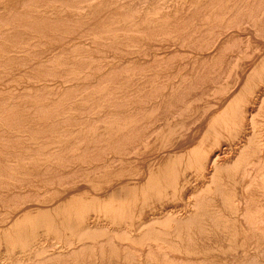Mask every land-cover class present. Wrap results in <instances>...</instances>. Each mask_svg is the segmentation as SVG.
Returning <instances> with one entry per match:
<instances>
[{
	"label": "rangeland",
	"instance_id": "obj_1",
	"mask_svg": "<svg viewBox=\"0 0 264 264\" xmlns=\"http://www.w3.org/2000/svg\"><path fill=\"white\" fill-rule=\"evenodd\" d=\"M0 1V222L40 206H61L70 201L71 195H102L97 199L98 210L119 209L121 202L135 198L126 197L122 191L125 183H130V176L124 173L132 172L134 167L139 173L135 180L143 186L137 195L142 200L140 219L152 217L154 210L163 207L181 210L176 215L181 223L161 216L142 225L134 235L138 238L132 240L123 236V227L116 231L115 223L102 216L106 229L73 232L68 238L50 229L45 233L50 240L44 251L48 261L41 263L31 258L15 264H91L89 257L101 260L110 258V254L116 258L126 256L130 264H212L188 257L183 260L173 250L180 247L189 255L212 248L196 244L206 238H215L225 247H236L233 245L237 240L232 238L238 233L233 227H224V234L234 236L217 238L222 229L217 226L219 221L244 227L243 234L252 243L244 246L251 262L247 258L242 263L241 256L233 254L228 258L235 259H228V264H264V0ZM81 14L84 17L80 18ZM120 18L130 21L123 20L126 26H121ZM242 68L239 76L237 71ZM95 79L99 82L94 83ZM85 107L87 110L82 112ZM243 124L248 126L244 131ZM211 155L216 156L209 163L206 157ZM181 156L186 160L175 168L174 162ZM134 157L137 162H133ZM258 158L259 162L255 161ZM173 168L178 177H171L170 189L166 188L165 175L155 181L154 173ZM198 176L201 187L192 191L199 183ZM156 185L161 188L152 190ZM144 211L150 213L143 215ZM179 227L184 229L183 235L167 234ZM146 229L154 231L143 234ZM163 231L166 234L162 235ZM66 240L76 243V255L70 263L69 259L55 256ZM183 240L186 244L176 245ZM99 260L95 264L103 263ZM120 262L125 263L124 259Z\"/></svg>",
	"mask_w": 264,
	"mask_h": 264
},
{
	"label": "bare ground",
	"instance_id": "obj_2",
	"mask_svg": "<svg viewBox=\"0 0 264 264\" xmlns=\"http://www.w3.org/2000/svg\"><path fill=\"white\" fill-rule=\"evenodd\" d=\"M29 1V0H28ZM33 1V0H32ZM110 1V0H109ZM114 1V0H113ZM119 2H120V0H118ZM2 2H4L3 0H2ZM20 2V1H19ZM58 2H59V0H58ZM64 2H66V1H64ZM63 2V3H64ZM117 2V1H116ZM185 2V1H184ZM54 3V2H53ZM70 3V2H69ZM69 3H67V4H69ZM96 3V2H95ZM112 3V2H111ZM0 4H2L1 3V1H0ZM25 4V3H24ZM41 4V3H40ZM50 4H52V2L50 3ZM58 4V3H57ZM60 4V3H59ZM66 4V3H65ZM66 4V5H67ZM71 4V3H70ZM75 4V3H74ZM73 4V5H74ZM97 4V3H96ZM98 4H99V2H98ZM114 4H116V3H114ZM35 4H33V6H34ZM79 5V4H78ZM100 5V4H99ZM1 6V5H0ZM23 6V4L21 5V7ZM65 6V5H64ZM97 6V5H96ZM107 6V5H106ZM116 6V5H115ZM121 6V5H120ZM123 6H125L124 5V3H123ZM15 7V6H14ZM27 7V6H26ZM37 7H39V6H37ZM57 7V6H56ZM59 7V6H58ZM61 7V6H60ZM68 7V6H67ZM77 7V6H76ZM81 7V6H80ZM98 7V6H97ZM111 7V6H110ZM112 7H113V4H112ZM63 8V7H62ZM83 8V7H82ZM108 8V7H107ZM122 8H124V7H122ZM121 7H120V9H122ZM127 8V7H126ZM4 9H6V8H4ZM36 9V8H35ZM74 9H76L75 7H74ZM104 9L106 10V8L104 7ZM27 10V9H26ZM61 10V9H60ZM68 10V9H67ZM78 10V9H77ZM105 10H102V11H104L105 12ZM112 10V9H111ZM116 10V9H115ZM118 10H119V7H118ZM127 11H128V9H126ZM125 10V12H127ZM8 11V10H7ZM14 11V10H13ZM13 11L11 12V13H13ZM16 11V10H15ZM14 11V12H15ZM19 11H20V8H19ZM54 11V10H53ZM59 11V10H58ZM64 11V10H63ZM66 11V10H65ZM73 11V10H72ZM81 11H82V9H81ZM92 11V10H91ZM96 11V10H95ZM107 11V10H106ZM121 11V10H120ZM17 12V11H16ZM21 12V11H20ZM26 12V11H25ZM82 12H84V11H82ZM99 12H101V11H99ZM109 12H112V11H109ZM181 12V11H180ZM1 13H2V11H1ZM55 13V12H54ZM58 13V12H57ZM61 13V12H60ZM70 13V12H69ZM76 13V12H75ZM81 13V12H80ZM80 13H78V14H80ZM9 14V13H8ZM29 14V13H28ZM41 14V13H40ZM47 14V13H46ZM45 14V15H46ZM49 14V13H48ZM53 14V13H52ZM84 14V13H83ZM83 14H81L82 16L80 17L79 15H78V17H80V18H82V17H84V15ZM90 14V13H89ZM110 14V13H109ZM121 14V13H120ZM184 14V13H183ZM2 15V14H1ZM14 15V14H13ZM44 15V16H45ZM54 15H56V14H54ZM68 15V14H67ZM111 15V14H110ZM127 17H128V14H125ZM131 15H132V13H131ZM64 16V15H63ZM71 16H74V15H71ZM75 16H77V15H75ZM101 16H103V14L101 15ZM116 16V15H115ZM118 16H120L119 14H118ZM117 16V17H118ZM134 16V15H133ZM133 16H132V20H133ZM168 16V15H167ZM35 17V16H34ZM95 17H97V16H95ZM124 17V16H123ZM129 17H130V15H129ZM163 17V16H162ZM161 17V18H162ZM166 17V16H165ZM175 17V16H174ZM14 18V17H13ZM47 18V17H46ZM54 18H56L55 16H54ZM93 18V17H92ZM103 18H104V16H103ZM110 18V17H109ZM114 18V17H113ZM125 18V17H124ZM167 18V17H166ZM169 18V17H168ZM7 19V18H6ZM75 19V18H74ZM78 19V18H77ZM106 19V18H105ZM119 18H117V20H118ZM121 19V18H120ZM130 19V18H129ZM32 20H34V19H32ZM40 20V19H39ZM80 20V19H79ZM87 20H88V18H87ZM96 20H97V18H96ZM104 20V19H103ZM108 20V19H107ZM113 20H116V18L115 19H113ZM122 20V19H121ZM121 20H119L118 21V24H120L119 22L121 21ZM123 20H125L126 22H127V20L126 19H123ZM123 20H122V22L121 23H123L121 26H123L124 25V23H126V22H123ZM146 20H148V19H146ZM166 20V19H165ZM246 20V19H245ZM19 21V20H18ZM72 21V20H71ZM130 20H128V22H129ZM151 21V20H150ZM150 21H147L148 23H150ZM154 21V20H153ZM163 21V20H162ZM41 22V21H40ZM56 22H57V20H56ZM63 22H65V21H62V23ZM81 22V21H80ZM92 22V21H91ZM108 22H110V21H108ZM107 22V25L109 24ZM127 22V23H128ZM152 22V21H151ZM165 22V21H164ZM5 23V22H4ZM16 23H18V22H16ZM21 23V22H20ZM87 23V22H86ZM94 23V22H93ZM147 23V24H148ZM1 24H3V23H1ZM51 24V23H50ZM59 24V23H58ZM72 24H74V23H72ZM92 24V23H91ZM96 24H98V23H96ZM99 24H101V23H99ZM105 24V23H104ZM131 24V23H130ZM7 25V24H6ZM13 25V24H12ZM47 25H48V23H47ZM46 25V26H47ZM52 25V24H51ZM110 25V24H109ZM117 25V24H116ZM129 25V24H128ZM127 25V26H128ZM34 26V25H33ZM39 26H41V25H39ZM55 26H56V24H55ZM61 26V25H60ZM115 26V25H114ZM124 26H126V25H124ZM2 27V26H1ZM0 27V28H1ZM17 27H19V26H17ZM31 27V26H30ZM110 27V26H109ZM113 27V26H112ZM116 27V26H115ZM120 27V26H119ZM45 28V27H44ZM53 28V27H52ZM57 28V27H56ZM70 28V27H69ZM108 28V27H107ZM122 28V27H121ZM141 29H142V27H140ZM139 28V29H140ZM9 29V28H8ZM38 29V28H37ZM101 29V28H100ZM137 30H138V28H136ZM11 30V29H10ZM28 30V29H27ZM46 30V29H45ZM48 30V29H47ZM84 30V29H83ZM106 30V29H105ZM134 29H132V31H133ZM31 31V30H30ZM54 31V30H53ZM61 31V30H60ZM80 31V30H79ZM97 31V30H96ZM122 31V30H121ZM124 31V30H123ZM128 32H129V30H127ZM136 31V30H135ZM135 31H134V34H135ZM140 31V30H139ZM236 31V30H235ZM24 32V31H23ZM88 32V31H87ZM116 32V31H115ZM131 32V31H130ZM136 32H138V31H136ZM226 33V32H225ZM23 34V33H22ZM49 34V33H48ZM79 34V33H78ZM90 34H91V32H90ZM121 34V33H120ZM138 33H136V36H138V38L140 37L139 35H137ZM66 35V34H65ZM89 35V34H88ZM94 35V34H93ZM105 35V34H104ZM128 35V33L127 34H125V36H127ZM131 35V34H130ZM224 35V34H223ZM11 36V35H10ZM39 36V35H38ZM59 36V35H58ZM62 36V35H61ZM92 36V35H91ZM100 36V35H99ZM117 36H118V34H117ZM124 36V35H123ZM124 36V37H125ZM132 36V35H131ZM130 36V38H132ZM27 37V36H26ZM53 37V36H52ZM82 37V36H81ZM105 37H106V35H105ZM113 37V39H114V36H112ZM119 37V36H118ZM120 37H121V35H120ZM128 37V36H127ZM20 38V37H19ZM69 38V37H68ZM93 39H95V37H92ZM97 39H99V37H96ZM123 38V37H122ZM133 38H134V36H133ZM34 39V38H33ZM44 39V38H43ZM52 39V38H51ZM92 39V40H93ZM128 39V38H127ZM62 40V39H61ZM60 40V41H61ZM103 40V39H102ZM50 41V40H49ZM59 41V40H58ZM67 41V40H66ZM80 41H82V40H80ZM115 41V40H114ZM10 42V41H9ZM16 42V41H15ZM46 42V41H45ZM76 42H78V41H76ZM128 42V41H127ZM31 43V42H30ZM62 43V42H61ZM67 43H69V41L67 42ZM70 43H72V42H70ZM96 43V42H95ZM112 43H113V41H112ZM116 43V42H115ZM59 44V43H58ZM58 44H56L57 46H58ZM88 44V43H87ZM101 45L100 46H102V43H100ZM122 44V43H121ZM6 45V44H5ZM43 45V44H42ZM52 45H54V42H53V44ZM60 45V44H59ZM63 45H64V42H63V44H62V46L61 47H63ZM68 45H70V44H68ZM77 45V44H76ZM120 44H118V46H119ZM130 45H132V44H130ZM263 45L264 44H262V47H263ZM15 46V45H14ZM23 46V45H22ZM44 46H46V45H44ZM66 46V45H65ZM83 46V45H82ZM117 46V47H118ZM121 46V45H120ZM125 46V45H124ZM13 47V46H12ZM24 47V46H23ZM59 47V46H58ZM68 47V46H67ZM98 47V46H97ZM102 47H105V46H102ZM36 48V47H35ZM52 48V47H51ZM60 48V47H59ZM118 48H120V47H118ZM123 48V47H122ZM25 49V48H24ZM39 49V48H38ZM49 49V48H48ZM54 49V48H53ZM66 49H69V48H66ZM87 49L89 50V47H87ZM130 49V48H129ZM263 49H264V47H263ZM51 50V49H50ZM56 50V49H55ZM65 50V49H64ZM63 50V51H64ZM106 50V49H105ZM126 50V49H125ZM160 50V49H159ZM185 50V49H184ZM215 50V49H214ZM40 51V50H39ZM62 51V52H63ZM93 51V50H92ZM109 51V50H108ZM116 51V50H115ZM121 51V50H120ZM127 51V50H126ZM134 51V50H133ZM143 51V50H142ZM260 51H261V49H260ZM34 52V51H33ZM85 52V51H84ZM100 52V51H99ZM113 52V51H112ZM117 52V51H116ZM188 52V51H187ZM23 53V52H22ZM52 53V52H51ZM50 53V54H51ZM60 53V52H59ZM65 53V52H64ZM73 53H74V51H73ZM86 53V52H85ZM92 53V52H91ZM108 53V52H107ZM111 52H109V54H110ZM134 53V52H133ZM8 54V53H7ZM17 54V53H16ZM29 54V53H28ZM36 54V53H35ZM63 54V53H62ZM89 54L90 53H88V56H87V58L89 57ZM109 54H108V56H109ZM130 54H131V51H130ZM145 54H147V53H145ZM153 54V53H152ZM151 54V55H152ZM195 54V53H194ZM198 54H199V52H198ZM197 54V55H198ZM104 55V54H103ZM127 55V54H126ZM131 55H133V54H131ZM155 55V54H154ZM153 55V56H154ZM197 55H195V56H197ZM55 56V55H54ZM125 56V55H124ZM127 56H130V55H127ZM134 56V55H133ZM148 56V55H147ZM150 56V55H149ZM43 57V56H42ZM60 57H62V56H60ZM73 57V56H72ZM117 57H118V55H117ZM144 57V56H143ZM158 57H159V55H158ZM158 57H156V59L158 58ZM203 57V56H202ZM45 58V57H44ZM90 58V57H89ZM104 58V57H103ZM110 59H111V57H109ZM113 58H116V56L114 57V55H113ZM120 58H122V57H120ZM135 58V57H134ZM134 58H132V61H133V59ZM151 58V57H150ZM188 58V57H187ZM190 58V57H189ZM200 58V57H199ZM54 59H55V57H54ZM101 59V58H100ZM117 59V58H116ZM137 59V58H136ZM144 59V58H143ZM142 59V60H143ZM145 59H147V58H145ZM198 59V58H197ZM196 59V60H197ZM255 59V58H254ZM253 59V60H254ZM52 60H53V58H52ZM72 60V59H71ZM90 60V59H89ZM105 60V59H104ZM113 60V59H112ZM111 60V61H112ZM115 60V59H114ZM142 60H140V61H142ZM151 60V59H150ZM154 60V59H153ZM152 60V61H153ZM62 61V60H61ZM86 61V60H85ZM91 61V60H90ZM116 61V60H115ZM119 61V60H118ZM117 61V62H118ZM149 61V60H148ZM147 61V62H148ZM177 61V60H176ZM252 61V60H251ZM65 62V61H64ZM84 62V61H83ZM88 62V61H87ZM131 62V61H130ZM135 62V61H134ZM156 62V61H155ZM188 62V61H187ZM195 62V61H194ZM240 62V61H239ZM92 63V62H91ZM106 63H107V65L109 64L107 61H106ZM105 63V64H106ZM115 63V62H114ZM124 63V62H123ZM126 63V62H125ZM150 63V62H149ZM177 63V62H176ZM190 63V62H189ZM48 64H49V62H48ZM88 64V63H87ZM94 64V63H93ZM122 64V63H121ZM133 64V63H132ZM131 64V65H132ZM91 65V64H90ZM115 65H116V63H115ZM115 65H111V67L112 66H115ZM150 65V64H149ZM246 65V64H245ZM30 66V65H29ZM102 66H104L103 64H102ZM120 66V65H119ZM152 66V65H151ZM180 66V65H179ZM205 66V65H204ZM243 66H244V63H243ZM88 67V66H87ZM107 67V66H106ZM110 67V66H109ZM108 67V68H109ZM121 67V66H120ZM157 67H158V65H157ZM175 67V66H174ZM174 67H173V69H174ZM177 67V66H176ZM175 67V68H176ZM245 67V66H244ZM26 68V67H25ZM24 68V69H25ZM32 68V67H31ZM73 68V67H72ZM89 68H92V67H89ZM97 68V67H96ZM103 68V67H102ZM101 68V69H102ZM98 69H100V68H98ZM246 69V68H245ZM18 70V69H17ZM33 70V69H32ZM41 70V69H40ZM91 70V69H90ZM94 71H95V69H93ZM108 70V69H107ZM121 70V69H120ZM243 70V68L242 69H239V71H237L238 72V75L240 76V74H241V72H243L242 71ZM73 71V70H72ZM89 71V70H88ZM142 71V70H141ZM173 71V70H172ZM172 71L171 72H169V73H172ZM28 72H30V71H28ZM44 72V71H43ZM99 72V71H98ZM106 72V71H105ZM149 72V71H148ZM37 73V72H36ZM95 73H97V71L95 72ZM103 73H104V71H103ZM141 73V72H140ZM154 73V72H153ZM245 73V72H244ZM5 74V73H4ZM30 74V73H29ZM67 73H65V75H66ZM92 74V73H91ZM90 74V75H91ZM94 74V73H93ZM105 74V73H104ZM108 74V73H107ZM122 74V73H121ZM155 74V73H154ZM44 75V74H43ZM86 75V74H85ZM55 76V75H54ZM95 76V75H94ZM98 76V75H97ZM97 76H95V77H97ZM105 76V75H104ZM110 76V75H109ZM242 76H244V75H242ZM35 77V76H34ZM37 77V76H36ZM35 77V78H36ZM58 77V76H57ZM89 77V76H88ZM93 77V76H92ZM91 77V78H92ZM108 77V76H107ZM116 77V76H115ZM149 77V76H148ZM245 77V76H244ZM47 78H48V76H47ZM50 78H53V77H50ZM62 78V77H61ZM90 78V77H89ZM120 78V77H119ZM122 78V77H121ZM26 79V78H25ZM40 79V78H39ZM43 79V78H42ZM82 79H84V78H82ZM93 79V78H92ZM102 79V78H101ZM12 80V79H11ZM37 80H38V78H37ZM53 80V79H52ZM75 80V79H74ZM86 80H88V79H85V81ZM118 80V79H117ZM149 80V79H148ZM172 80V79H171ZM175 80V79H174ZM2 81V80H1ZM59 81V80H58ZM82 81V80H81ZM93 81V80H92ZM102 81H103V79H102ZM150 81V80H149ZM177 81V80H176ZM13 82V81H12ZM38 82V81H37ZM46 82V81H45ZM53 82V81H52ZM66 82V81H65ZM71 81H69V83H70ZM97 81H96V79H95V82L94 83H96ZM99 82V81H98ZM97 82V83H98ZM109 82V81H108ZM169 82V81H168ZM178 82V81H177ZM235 82V81H234ZM11 83V82H10ZM27 83V82H26ZM55 83V82H54ZM59 83V82H58ZM83 83H84V81H83ZM92 82H90V84H91ZM110 83H112V82H110ZM115 83V82H114ZM176 83V82H175ZM23 84V83H22ZM21 84V85H22ZM44 84V83H43ZM56 84V83H55ZM55 84L53 85V86H55ZM60 84V83H59ZM67 85H68V83H66ZM70 84H72V82L70 83ZM73 84H75V83H73ZM79 84V83H78ZM82 83H80V85H81ZM87 84H88V82H87ZM169 84V83H168ZM173 84V83H172ZM238 84V83H237ZM29 85V84H28ZM27 85V86H28ZM32 85V84H31ZM31 85H30V87H31ZM57 85V84H56ZM77 85V84H76ZM92 85V84H91ZM112 85H114V84H112ZM165 85V84H164ZM174 85V84H173ZM6 86V85H5ZM13 86V85H12ZM16 86V85H15ZM24 86V85H23ZM22 86V87H23ZM37 86V85H36ZM38 86H40V85H38ZM51 86V85H50ZM64 86H65V84H64ZM78 86V85H77ZM82 86V85H81ZM97 86V85H96ZM48 87V86H47ZM75 87V86H74ZM89 87V86H88ZM110 87H112V86H110ZM1 88V87H0ZM10 88H12V87H10ZM19 88V87H18ZM26 88V87H25ZM35 88V87H34ZM43 88V87H42ZM61 88H62V86H61ZM64 88H66V87H64ZM64 88H62V89H64ZM94 88V87H93ZM96 88H98V87H96ZM100 88H102L101 86H100ZM103 88H105L104 86H103ZM107 88V87H106ZM172 88V87H171ZM20 89V88H19ZM30 89V88H29ZM51 89V88H50ZM53 89H54V87H53ZM67 89V88H66ZM71 89V88H70ZM4 90V89H3ZM6 90V89H5ZM10 90V89H9ZM8 90V91H9ZM32 90V89H31ZM45 90H47V88L45 89ZM76 90V89H75ZM85 90V89H84ZM94 90H96V89H94ZM98 90V89H97ZM104 90V89H103ZM164 90V89H163ZM167 90H169V88L167 89ZM176 90H178V89H176ZM7 91V92H8ZM21 91V90H20ZM53 91H55V90H53ZM52 91V92H53ZM57 91H58V89H57ZM63 91V90H62ZM66 91V90H65ZM73 91V90H72ZM72 91H71V93H72ZM21 92H23V91H21ZM47 92H48V90H47ZM50 92V91H49ZM64 92V91H63ZM89 92V91H88ZM96 92V91H95ZM0 93H1V91H0ZM27 93V92H26ZM38 93H40V92H38ZM37 93V94H38ZM61 93V92H60ZM87 93V92H86ZM108 93H109V91H108ZM117 93V92H116ZM1 94H3V93H1ZM55 94V93H54ZM58 94H59V92H58ZM62 94V93H61ZM66 94V93H65ZM77 94V93H76ZM168 94V93H167ZM5 95V94H4ZM26 95V94H25ZM38 95H40V94H38ZM49 95V94H48ZM64 95V94H63ZM81 95V94H80ZM85 95V94H84ZM125 95V94H124ZM157 95V94H156ZM57 96V95H56ZM56 96H55V98H56ZM60 96V95H59ZM103 96V95H102ZM105 96V95H104ZM115 96V95H114ZM113 96V97H114ZM39 97V96H38ZM77 97V96H76ZM81 97V96H80ZM31 98V97H30ZM48 98H49V96H48ZM54 98V99H55ZM64 98V97H63ZM83 98V97H82ZM151 98V97H150ZM57 99V98H56ZM99 99V98H98ZM152 100V99H151ZM154 100V99H153ZM257 100V99H256ZM23 101V100H22ZM43 101V100H42ZM58 101V100H57ZM79 101H80V99H79ZM87 101V100H86ZM93 101V100H92ZM98 101V100H97ZM96 101V102H97ZM259 101V100H258ZM6 102V101H5ZM9 102V101H8ZM70 102V101H69ZM76 102V101H75ZM81 102V101H80ZM87 102H89V101H87ZM95 102V103H96ZM135 102V101H134ZM133 102V103H134ZM141 102V101H140ZM47 103H49L48 101H47ZM68 103V102H67ZM72 103V102H71ZM255 103H257V102H255ZM75 104V103H74ZM88 104V103H87ZM118 104V103H117ZM42 105H43V103H42ZM46 106V105H45ZM73 106V105H72ZM89 106V105H88ZM168 106V105H167ZM255 106V105H254ZM47 107V106H46ZM107 107V106H106ZM113 107V106H112ZM130 107H131V105H130ZM135 107V106H134ZM105 108V107H104ZM255 108V107H254ZM101 109V108H100ZM85 110H87L86 109V107L84 108V110L82 109V112L83 111H85ZM110 110H113V109H110ZM115 110V109H114ZM113 110V111H114ZM178 110V109H177ZM255 110H256V108H255ZM50 111V110H49ZM62 111V110H61ZM81 111V110H80ZM107 111V110H106ZM135 111V110H134ZM249 111V109L247 110V112ZM87 112H89V111H87ZM92 112V111H91ZM105 112V111H104ZM176 112V111H175ZM252 111H249V113H251ZM44 113V112H43ZM65 113V112H64ZM150 113V112H149ZM203 113V112H202ZM14 114V113H13ZM75 114V113H74ZM73 114V115H74ZM42 115V114H41ZM87 115H88V113H87ZM86 115V116H87ZM154 115V114H153ZM83 116V115H82ZM85 116V117H86ZM95 116H96V114H95ZM173 116V115H172ZM249 116V115H248ZM155 117V116H154ZM203 117V116H202ZM179 118V117H178ZM192 118V117H191ZM205 118V117H204ZM247 118V117H246ZM249 118V117H248ZM248 118H247V120H248ZM61 119V118H60ZM91 119V118H90ZM4 120V119H3ZM82 120V119H81ZM154 120V119H153ZM77 121V120H76ZM79 121V120H78ZM249 121H251V120H249ZM248 121V122H249ZM111 122V121H110ZM132 122V121H131ZM196 121H194V123H195ZM9 123V122H8ZM82 123H84V122H82ZM89 123V122H88ZM155 123H157V122H155ZM250 123V122H249ZM57 124V123H56ZM91 124V123H90ZM69 125V124H68ZM76 125V124H75ZM149 125V124H148ZM166 125V124H165ZM246 125L247 124H243V126H242V130L244 131L247 127H246ZM249 125V124H248ZM113 126V125H112ZM101 127V126H100ZM156 127H157V125H156ZM159 127H160V125H159ZM250 127V126H249ZM1 128V127H0ZM65 128V127H64ZM73 128V127H72ZM111 128V127H110ZM251 128V127H250ZM66 129H67V127H66ZM107 129V128H106ZM154 129V128H153ZM163 129V128H162ZM2 130V129H1ZM58 130V129H57ZM85 130V129H84ZM241 130V131H242ZM19 131V130H18ZM77 131V130H76ZM161 132V131H160ZM63 133H64V131H63ZM62 133V134H63ZM107 133V132H106ZM153 133H155V132H153ZM165 133V132H164ZM189 133V132H188ZM242 133H244V136H246L247 134L245 133V132H242ZM108 134V133H107ZM152 135V134H151ZM156 135V134H155ZM88 136V135H87ZM106 136V135H105ZM149 136V135H148ZM243 136V137H244ZM22 137H24V136H22ZM47 137V136H46ZM52 137V136H51ZM125 137V136H124ZM154 137V136H153ZM164 137H166V136H164ZM247 137V136H246ZM175 138V137H174ZM186 138V137H185ZM189 138V137H188ZM187 138V139H188ZM146 139V138H145ZM182 139V138H181ZM42 140V139H41ZM59 140V139H58ZM103 140V139H102ZM159 140V139H158ZM186 140V139H185ZM94 141V140H93ZM122 141V140H121ZM166 141V140H165ZM179 141H180V139H179ZM23 142V141H22ZM74 142V141H73ZM99 142V141H98ZM155 142V141H154ZM160 142V141H159ZM24 143V142H23ZM28 143V142H27ZM81 143V142H80ZM151 143V142H150ZM181 143V142H180ZM184 143V142H183ZM45 144H47V143H45ZM45 144H44V146H45ZM149 144V143H148ZM158 144V143H157ZM156 144V145H157ZM189 144V143H188ZM58 145V144H57ZM56 145V146H57ZM76 145V144H75ZM81 145V144H80ZM86 145V144H85ZM150 145V144H149ZM181 145V144H180ZM193 145H194V143H193ZM132 146V145H131ZM167 146V145H166ZM182 146V145H181ZM43 146H41V148H42ZM55 147V146H54ZM133 147V146H132ZM177 147V146H176ZM59 148V147H58ZM158 148V147H157ZM181 148V147H180ZM94 149V148H93ZM141 149V148H140ZM147 150V149H146ZM165 152V151H164ZM92 153V152H91ZM104 153V152H103ZM170 153V152H169ZM16 154V153H15ZM30 154V153H29ZM34 154V152L33 153H31V155H33ZM98 154V153H97ZM134 154V153H133ZM215 154V153H214ZM30 155V156H31ZM104 155V154H103ZM161 155V154H160ZM5 156V155H4ZM175 156V155H174ZM178 156V155H177ZM216 155H211V156H207L206 158H207V161L209 160L210 162H213L212 161V159H213V157H215ZM219 156H222V155H220L219 154ZM28 157V156H27ZM136 157V156H135ZM134 157V158H135ZM167 157V156H166ZM176 157V156H175ZM138 158V157H137ZM145 158H147V157H145ZM114 159V158H113ZM119 159V158H118ZM139 159V158H138ZM220 159V158H219ZM219 159H217V160H219ZM86 160V159H85ZM121 160V159H120ZM143 159H141L140 161H142ZM149 160V159H148ZM184 160H186V159H184L182 156L181 157H177V160H176V162H174L175 163V168H177V166H181V164H183V162H184ZM56 161V160H55ZM88 161V160H87ZM90 161V160H89ZM122 161V160H121ZM144 161H145V159H144ZM147 161V160H146ZM145 161V162H146ZM208 161V162H209ZM255 161H258L259 162V158L258 159H256ZM120 162V161H119ZM133 162H137V159L135 158L134 160H133ZM163 163H165L164 161H162ZM162 162H160V164L162 165ZM209 162V163H210ZM220 162V161H219ZM102 163V162H101ZM143 164V163H142ZM142 164H141V166H142ZM160 164H158V165H160ZM34 165V164H33ZM72 165V164H71ZM104 165V164H103ZM140 165V164H139ZM226 165V164H225ZM136 166V165H135ZM168 166H171V164L170 165H168ZM209 166H210V164H209ZM254 166V165H253ZM10 167V166H9ZM33 167V166H32ZM58 167V166H57ZM81 167V166H80ZM249 167V166H248ZM255 167V166H254ZM50 168V167H49ZM62 168H63V166H62ZM109 168H110V166H109ZM212 168V167H211ZM224 168V167H223ZM71 169V168H70ZM208 169V168H207ZM246 169V168H245ZM250 169V168H249ZM62 170H64V169H62ZM136 170V168L134 167V169H133V171L132 172H130V171H127V172H125L124 174H127L126 176H130V183H125V185L123 186V190L122 191H124V193L127 195L126 197H128L129 198V195L130 196H134L135 198H133L130 202H127V200L125 201V202H121L122 204H121V207L119 208V209H100V210H98V208H97V199H101V198H103L102 197V195L100 196V195H98L99 197H93V198H85V197H82V196H79V195H71V199H70V201H68V202H66L65 204H63V205H61V206H56V205H54V207L53 206H51V207H48V206H40V207H38V208H36V209H34V211H24V213L23 212H21L20 214H17V215H9L8 217H9V219L8 220H6V221H1L0 222V264H5V262L7 263L8 261V263H10V264H15L16 262L18 263V262H24V261H27V260H29V259H31V258H34L36 261H38V262H45L47 259H49V255H47L44 251H46V249H45V247H46V244L47 243H49V239H47V237L45 236V233L47 232V231H49L50 229H55L57 232H59V234L61 233V235L64 237H67V235L69 234V233H71V234H73V232L75 233V232H83V231H91L90 229H106L107 228V225H104L103 223H101V216L102 217H107V218H109V219H111L114 223H115V230L116 231H118V229H120V228H122L123 227V229H124V233H123V236H125V238L127 237V236H129L128 238H127V240H132V238H135L134 237V235H135V233L138 231V233H139V228L142 226V225H144L145 223H148L150 220L151 221H153L154 220V222H155V220H158L161 216V218L162 219H164V218H170L171 220H173V221H175V222H177L178 221V218H177V214L181 211V210H178V209H173V208H166V207H163V208H159V209H156V210H154V212H152L151 213V215H152V217H149V218H147V217H145V218H142V219H140V217H138V209L140 208L139 206H140V203L142 202V200L141 199H139L138 197H137V195H138V193L141 191V189L143 188V186H139V181L138 180H135L136 179V177H137V174H139L138 173V170L137 171H135ZM174 168L173 169H171L170 171H167L166 173H163V172H156V173H154L153 175H155V181H157L160 177H162L163 175H165V177H166V183H165V185H166V188L167 189H170L171 188V185H170V179H171V177L172 176H174V175H176V177H178V172L177 171H175L174 172ZM224 170V169H223ZM10 171V170H9ZM245 171V170H244ZM43 172H45V171H43ZM85 172V171H84ZM98 172V171H97ZM101 172V171H100ZM246 173H247V171H245ZM9 173V172H8ZM10 173H11V171H10ZM104 173V172H103ZM16 174V173H15ZM206 174V173H205ZM38 175H40V174H38ZM187 175V174H186ZM209 175H210V173H209ZM258 174H256V176H257ZM11 175H9V177H10ZM21 176V175H20ZM36 176V175H35ZM46 176V175H45ZM100 176V175H99ZM126 176H124V177H126ZM141 176V175H140ZM247 175H244V177H246ZM259 176V175H258ZM16 177H18V176H16ZM43 177H44V175H43ZM72 177V176H71ZM91 177V176H90ZM94 177H95V175H94ZM97 177V176H96ZM101 177V176H100ZM199 177V176H198ZM205 177V176H204ZM209 177V176H208ZM243 177V178H244ZM37 178V177H36ZM12 179V178H11ZM196 179H197V175H196ZM56 180H58V179H56ZM198 180H199V183H198V185H196V186H194L193 188H192V191H195V190H198L199 189V187H201V177H199L198 178ZM60 181V180H59ZM58 181V182H59ZM3 182V181H2ZM28 182H30V181H28ZM125 182V181H124ZM204 182V179H202V183ZM61 182H59V184H60ZM77 183V182H76ZM75 182H74V184H76ZM49 184V183H48ZM58 184V183H57ZM67 184V183H66ZM29 185H30V183H29ZM27 186V185H26ZM67 186V185H66ZM83 187V186H82ZM149 187H152V185H150ZM158 187H160L161 188V186L160 185H156L152 190H156ZM11 188V187H10ZM16 188V187H15ZM19 188H20V186H19ZM63 188H64V186H63ZM84 188V187H83ZM82 188V189H83ZM36 189V188H35ZM65 189V188H64ZM15 190V189H14ZM31 190V189H30ZM66 190H67V187H66ZM233 190V189H232ZM236 190V189H235ZM4 191V190H3ZM32 191V190H31ZM80 191V190H79ZM157 191V190H156ZM218 191V190H217ZM234 191V190H233ZM4 192H6V191H4ZM19 192V191H18ZM66 192V191H65ZM69 192V191H68ZM211 192V191H210ZM235 192V191H234ZM236 192H237V190H236ZM235 192V193H236ZM25 193H27V192H25ZM28 193H29V191H28ZM183 193V192H182ZM66 194V193H65ZM222 194V193H221ZM15 195V194H14ZM22 195V194H21ZM26 195V194H25ZM68 195V194H67ZM218 195V194H217ZM69 196V195H68ZM181 196V195H180ZM194 196V195H193ZM23 197V196H22ZM110 197V196H109ZM199 197V196H198ZM16 198V197H15ZM24 198V197H23ZM105 198V197H104ZM147 198V197H146ZM95 199V200H94ZM131 199V198H130ZM208 199V198H207ZM6 200V199H5ZM242 200H244V199H242ZM206 201V200H205ZM241 201V200H240ZM245 201V200H244ZM244 201H242V202H244ZM3 202V201H2ZM23 202V201H22ZM31 202H33V201H31ZM162 202V201H161ZM238 202H239V200H238ZM1 203V202H0ZM222 203V202H221ZM7 204V203H6ZM34 203H32V205H33ZM175 204V203H174ZM196 204V203H195ZM244 204V203H243ZM2 205V204H1ZM0 205V206H1ZM8 205V204H7ZM178 206V205H177ZM219 206H220V204H219ZM239 206V205H238ZM2 207V206H1ZM189 207H190V205H189ZM188 207V208H189ZM34 208V207H33ZM191 208V207H190ZM221 208V207H220ZM146 209V208H145ZM196 209V208H195ZM226 209V208H225ZM187 210V209H186ZM183 211V210H182ZM204 212V211H203ZM89 213H94L92 216H90L89 215ZM145 213H150V212H147V211H144V213H143V215L145 214ZM184 213V212H183ZM201 213V212H200ZM7 214V213H6ZM95 214H97L99 217L96 219V216H94ZM146 215V214H145ZM194 217V216H193ZM207 217V216H206ZM190 218V217H189ZM208 218V217H207ZM93 219H96V221H94ZM213 219V218H212ZM180 220V219H179ZM182 220V219H181ZM184 221V220H183ZM186 221V220H185ZM178 222H180L181 223V221H178ZM189 223V222H188ZM192 223V222H191ZM177 224V223H176ZM184 224V223H183ZM181 225L180 227H183L184 225ZM200 225V227L201 228H204L205 226H204V224H199ZM217 226L219 227V226H221L222 227V229H221V231L219 232V234H217L218 235V237L217 238H219V239H221L222 237H230V236H234V235H226V234H224L225 232H226V229L227 228H224V227H233V229L235 230V231H237L236 233H238L237 235V237H233L232 239H236L237 241H235V245H233V246H236V247H225L224 245H222L223 243H221V241H217V240H215V238H212V239H210V238H206L205 239V241H200V242H196V244H198V245H201V246H213V247H216V250L215 249H213V247L212 248H204L202 251H200L199 250V252H193V253H191V254H189V255H186V253H184L185 251H184V249H182V248H180V247H178V248H176V249H174L173 250V253H176V254H178V255H181V258L183 259V260H185L187 257L188 258H190L191 260H202L203 262H206V263H212V264H228V261L230 260V259H232V260H234L233 258H232V256H231V258L229 259L228 257L230 256V255H240L241 256V261H242V263L246 260V261H250L251 262V259H250V257L248 256L247 257V255H246V249H245V247L244 246H249L250 244H252L251 243V240H249V239H247V235H244L243 234V229H244V227H239L238 226V224L237 223H235V222H233L232 223V225H231V223H228V221H219V223L217 224ZM179 227V228H180ZM142 228V227H141ZM182 229L183 228H180V229H171L167 234H169V235H172V234H174V235H180L181 233H182V235H183V233H184V229H183V232H181L182 231ZM208 229H212V227H208ZM112 230H114V228L112 229ZM111 230V231H112ZM98 231V230H97ZM103 231V230H102ZM154 231V230H153ZM153 231H150V230H148L147 231V229L144 231V233L143 234H149V233H153ZM142 232V231H141ZM160 232V231H159ZM165 231H163V232H161V234L162 235H164V234H166V233H164ZM94 233V232H93ZM191 233V232H190ZM81 234V233H80ZM79 234V237L81 236ZM105 234H107V233H105ZM118 234V233H117ZM189 234V233H188ZM201 234V233H200ZM207 235H211L210 233H206ZM118 235H120V233L118 234ZM190 235V234H189ZM202 236V235H201ZM253 237V236H252ZM68 238V237H67ZM111 238V237H110ZM124 238V239H125ZM138 238V237H137ZM137 238H135V239H137ZM201 238V237H200ZM251 238V237H250ZM76 239V238H75ZM147 239V238H146ZM188 239V238H187ZM84 240H86V239H84ZM121 240V239H120ZM120 240H119V242H120ZM195 240V239H194ZM90 240H88V242H89ZM111 241V240H110ZM164 241V240H163ZM163 241H161V242H163ZM47 242V243H46ZM186 240H183V241H179V242H177L176 243V245H183V244H186ZM46 243V244H45ZM99 243V242H98ZM194 243V242H193ZM76 245V243H73L72 244V241H67L66 240V242H64V243H62V245L59 247V251L56 253V255L55 256H57V257H60V258H63V259H69V261H68V263H70V260L73 262V257L76 255L75 254V248H74V246L73 245ZM110 244V243H109ZM164 244V243H163ZM189 244H191V243H189ZM232 244V243H231ZM259 244H261V241H259ZM83 244H81V246H82ZM88 245V244H87ZM101 245V244H100ZM89 247H90V245H88ZM88 246H86V247H88ZM108 246H110V245H108ZM119 247V246H118ZM217 247H219V248H217ZM80 248V247H79ZM96 248V247H95ZM99 248V247H98ZM110 248V247H109ZM112 248V247H111ZM111 248H110V250H111ZM49 249V248H48ZM57 249V248H56ZM88 249H90V248H87V250ZM55 250V249H54ZM58 250V249H57ZM77 250V249H76ZM97 250V249H96ZM152 250V249H151ZM50 251V250H49ZM80 251V250H79ZM190 251V250H189ZM51 252V251H50ZM209 253H211V256L210 257H208L207 256V254H209ZM81 254V253H80ZM106 254V253H105ZM127 254V253H126ZM91 255V254H90ZM98 255V254H97ZM233 255V256H234ZM55 256H51V258H54ZM80 256V255H79ZM110 256V258H104L103 257V259H101V260H99V259H93V258H91V257H89V261L88 262H90L91 264H95L96 262H97V260H99V261H103V263L102 264H121V260L122 259H124V261H125V263H123V264H130V262L128 261V259H127V257L126 256H124V257H119V258H116L115 256H114V254H110L109 255ZM122 256V255H121ZM144 256V255H143ZM68 257V258H67ZM147 257V256H146ZM51 258H50V260H51ZM76 258V257H75ZM102 258V257H101ZM160 258L162 259V257L160 256ZM164 258V257H163ZM238 258V257H237ZM236 258V259H237ZM247 258H248V260H247ZM84 259H86V258H84ZM166 259V258H165ZM229 259V260H228ZM78 260V259H77ZM147 260V259H146ZM156 260V259H155ZM48 261V260H47ZM98 261V262H99ZM134 261H136V260H134ZM134 261H133V263H134ZM148 261V260H147ZM157 261V260H156ZM237 261V260H236ZM241 261H237V262H235V264H241ZM35 262V261H34ZM53 262H54V260H53ZM57 262V261H56ZM201 262V261H200ZM257 262H258V260H257ZM260 262V261H259ZM35 264V263H34ZM38 264V263H37ZM71 264H73V263H71ZM89 264V263H88ZM137 264V263H136ZM147 264H148V262H147Z\"/></svg>",
	"mask_w": 264,
	"mask_h": 264
}]
</instances>
